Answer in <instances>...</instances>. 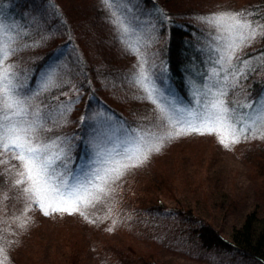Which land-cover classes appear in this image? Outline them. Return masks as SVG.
Listing matches in <instances>:
<instances>
[{"label": "trees", "instance_id": "16d2710c", "mask_svg": "<svg viewBox=\"0 0 264 264\" xmlns=\"http://www.w3.org/2000/svg\"><path fill=\"white\" fill-rule=\"evenodd\" d=\"M92 1L94 3V0H79V3L69 6L67 0H61V3L59 0H0V21L5 25L21 26L28 34L21 44L34 45L18 52L10 61L16 65L15 71L20 74L21 82L27 86L25 92L30 94L38 87L42 73L57 59L58 54L63 65L70 69L67 75L79 89V101L74 104L62 125H49L53 131L45 135L70 140L72 149L70 167L78 172L82 164L89 162L92 154L86 143L90 137L99 134L115 139L122 135L121 125L135 128L150 122L149 118L142 114L143 111L139 107L142 99L138 98V88L131 82L135 71L133 66L138 58L118 39V34L110 22L109 13L101 0H97V4L94 5ZM263 7L264 1L252 3L251 0H243V4L236 8L237 11L242 9L255 11L257 17L253 18L256 19L264 17ZM136 9L142 19H151L156 24L154 31L157 39L150 48V52L155 53L156 71L159 72L161 62H164L167 67L168 85L186 104L192 103L186 76L202 83L212 66V61L216 59V54L208 50L207 29L189 13L172 14L158 0H137ZM157 10H163L169 19L165 21ZM261 22L264 23V20ZM256 42H259L256 48L249 47L240 53L241 60L250 61L252 70L246 73V78H240L235 88L229 89L227 99L230 106L233 100L253 102L258 101L264 94V40L258 39ZM198 47L205 50L197 52ZM128 87L135 93L126 96ZM63 91L67 95H60L59 90H54L37 97L36 103L44 101V104H48L53 95L59 96V101L53 102V106L76 100V95L69 90V86H65ZM149 105L153 106L151 103ZM85 116L94 119L81 123V117ZM105 117H111V127H102L96 123ZM209 136L211 135L192 133L166 143L161 151L151 155L143 166L123 176L117 182L116 190L110 199L103 202L108 204L112 199L117 200L132 177L143 181L148 179L143 188L145 193L148 192L150 185H152L150 188L157 187L156 190L167 187L163 179V176L165 178L166 176L160 172L162 169L167 170L166 166L159 168L161 175H156L151 182L152 175L147 173V170L153 172L155 164L158 163H153L152 159L163 160L159 157L170 154L169 156L173 157L171 162L175 165L176 160L185 154L184 151L190 150L185 143L187 140ZM7 153L8 155L0 152V156L5 158L3 164L0 160L2 196L0 212L3 209L7 210L5 200L7 191H2L4 184L6 185L9 180L11 187L7 202L10 203L12 213L10 216L0 214V234H3L1 231L8 230L10 235L17 236L20 231V221L17 218L24 210L25 200L20 188L14 187L10 182L14 171L19 168V163L12 158V152ZM195 156L199 157L200 154ZM98 205L97 203L89 209V216L94 210H99ZM32 208L40 211L35 205ZM142 209L140 215H143V218L140 219L143 230L139 232L146 242L153 245L151 248L153 252L142 256L135 255L138 258L136 264H163L156 259L158 247H172V242L179 244L183 240L191 241L195 249L202 250L205 255L215 250H224L223 252H229L237 257L264 264V209L244 216L239 224L229 229L227 237L223 236L225 233L210 221L200 220L193 212H186L184 206H179L177 210L155 204L142 206ZM54 214L61 215L58 212ZM179 223L186 225L176 227ZM96 225L98 226V223ZM162 232L166 235L164 236ZM66 238L70 240L71 235ZM70 244V248L76 249L77 243L72 239ZM132 255L134 256V253Z\"/></svg>", "mask_w": 264, "mask_h": 264}, {"label": "snow or ice", "instance_id": "6c2138e0", "mask_svg": "<svg viewBox=\"0 0 264 264\" xmlns=\"http://www.w3.org/2000/svg\"><path fill=\"white\" fill-rule=\"evenodd\" d=\"M101 2L118 39L138 58L131 82L143 93L138 98L154 106L155 117L135 128L121 125L122 135L115 139L99 134L90 137L86 143L92 154L79 172L70 167V140L45 137L53 131L49 125L61 126L79 101V89L67 75L70 69L63 65L58 54L42 73L38 87L30 94L25 92L27 86L15 71L16 65L9 61L34 45L21 44L28 35L21 26L0 21V152H12V158L19 163L13 186L20 188L25 200L21 217L17 218L22 229L31 221L28 213L33 205L45 216L57 212L79 214L89 223H95L89 220V209L112 196L123 176L143 166L151 155L178 137L192 133L216 135L227 149L248 140L264 139V98L247 103L233 100L231 106L227 99L229 89L235 88L240 78H246V73L252 70L250 61L241 60L239 54L258 39L264 40L261 22L264 17L254 19L257 13L245 9L195 17L207 29L208 50L216 54V59L202 83L186 76L192 98V103L186 104L168 85L164 62L159 72L156 71L155 53L150 52L157 39L156 24L137 14V0ZM157 11L165 21L169 19L163 10ZM204 50L203 47L196 49L197 52ZM65 86L76 95L75 101L53 106V102L59 101V96L53 95L48 104L36 103L37 97L54 90L67 95L63 91ZM93 119L85 116L80 122ZM110 121L111 117H105L96 123L111 127ZM5 258V249L0 247V264H4Z\"/></svg>", "mask_w": 264, "mask_h": 264}, {"label": "rangeland", "instance_id": "374dc122", "mask_svg": "<svg viewBox=\"0 0 264 264\" xmlns=\"http://www.w3.org/2000/svg\"><path fill=\"white\" fill-rule=\"evenodd\" d=\"M59 1L61 3V0ZM158 1L172 14L186 12L192 17L222 10L237 11L236 7L243 4V0H236L237 3L235 0ZM254 1L251 0L252 3ZM76 2L79 3V0H67L69 6H73ZM94 3L97 4V0H94ZM94 3L92 1L93 5ZM262 9L264 10V7ZM258 43L254 42L250 47L256 48ZM134 93L130 87L127 88L126 96ZM137 93L139 97L143 95L139 89ZM262 98L264 94L258 101ZM142 100L139 107L143 111L142 114L151 122L155 117L154 106L144 102L147 100ZM45 137L53 139L57 136L45 135ZM192 139L185 142L190 150L184 151L185 154L176 160L175 165L171 162L173 157L169 156L170 154L159 157L163 160L152 159L153 163H158L155 164L153 172L147 170V173L152 175L151 182L156 175H161L162 171L166 176V178L163 176V179L167 187L156 190L157 187L150 188L152 186L150 185L148 192L145 193L143 188L148 179L143 181L132 177L121 191L120 199H112L106 204L103 201L110 199L108 197L98 202L99 210L90 213L95 218L89 216V220L95 223H89L81 216L69 214L45 216L32 208L28 213L31 217L30 223L26 229L20 228L17 236L10 235L8 230L1 231L3 234H0V247L4 248L6 253L4 264H136L138 260L136 256L153 252L151 249L153 245L146 242L139 231L143 230L140 219L143 218V215H140L142 206L155 204L177 210L179 206H184L186 212H193L200 220L210 221L225 233L223 236L227 237L229 229L239 224L244 216L264 209V139L241 142L231 149L219 143L216 135ZM195 154L200 156L197 157ZM4 159L0 156L2 164ZM162 166H166L167 170H160ZM18 169L14 171L11 184L16 178ZM10 187L8 180L2 191H7L5 194L7 210L3 209L0 212L3 216H10L12 213L10 203L7 202ZM1 197L0 195V200ZM182 225L186 224L179 223L176 227ZM109 228L112 231H108ZM162 233L166 235L165 232ZM70 235L71 238L68 240L66 236ZM71 239L79 245L78 248L77 244L76 249L70 248ZM181 242L179 244L172 242V247L159 246L157 262L261 264L255 260L223 252L224 250H215L205 255L202 250L195 249L191 241Z\"/></svg>", "mask_w": 264, "mask_h": 264}]
</instances>
